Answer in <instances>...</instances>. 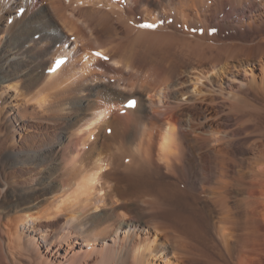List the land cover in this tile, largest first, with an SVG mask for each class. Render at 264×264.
Here are the masks:
<instances>
[{
    "label": "bare ground",
    "instance_id": "bare-ground-1",
    "mask_svg": "<svg viewBox=\"0 0 264 264\" xmlns=\"http://www.w3.org/2000/svg\"><path fill=\"white\" fill-rule=\"evenodd\" d=\"M0 264H264V0H0Z\"/></svg>",
    "mask_w": 264,
    "mask_h": 264
},
{
    "label": "rangeland",
    "instance_id": "rangeland-1",
    "mask_svg": "<svg viewBox=\"0 0 264 264\" xmlns=\"http://www.w3.org/2000/svg\"><path fill=\"white\" fill-rule=\"evenodd\" d=\"M14 2H15V0H11V3H14ZM226 7H227V9H228V6H226ZM226 7H225V8H226ZM21 11H22V9H21ZM19 12H20V11H19ZM19 12H18V13H19ZM20 13H21V12H20ZM138 15H139V14H138ZM138 15H137V16H138ZM9 16H10V14H9V15H7V17H6V18H8ZM59 30H63V27H62V26H59ZM210 33H211V30H210ZM34 37H36V38H37V37H38V35H35ZM69 39H70V36H69ZM200 64H201V63H200ZM256 67H258V65H256ZM189 74H190V75H193L192 73H189ZM108 83H110V82H108ZM84 119H85V118H84V117H82V118H81V121H84ZM17 125H18V124H17Z\"/></svg>",
    "mask_w": 264,
    "mask_h": 264
},
{
    "label": "snow or ice",
    "instance_id": "snow-or-ice-1",
    "mask_svg": "<svg viewBox=\"0 0 264 264\" xmlns=\"http://www.w3.org/2000/svg\"><path fill=\"white\" fill-rule=\"evenodd\" d=\"M145 27H155V25H144ZM214 31V30H213ZM97 55L99 56L100 54L97 53ZM106 59V58H105ZM136 104V101L135 100H130L128 101V106L129 107H134Z\"/></svg>",
    "mask_w": 264,
    "mask_h": 264
}]
</instances>
